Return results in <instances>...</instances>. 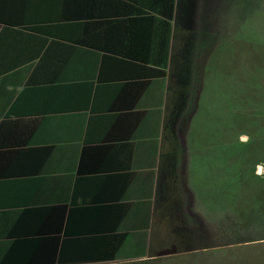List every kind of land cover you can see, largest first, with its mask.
Returning a JSON list of instances; mask_svg holds the SVG:
<instances>
[{
    "label": "crops",
    "instance_id": "0c3cea01",
    "mask_svg": "<svg viewBox=\"0 0 264 264\" xmlns=\"http://www.w3.org/2000/svg\"><path fill=\"white\" fill-rule=\"evenodd\" d=\"M136 8L0 0V264H77L107 234L126 235L112 262L146 261L168 256L152 241H190L197 225L212 240L205 226L228 216L214 191L195 201L194 164L213 190L227 172L218 156L170 147L177 9L171 21L156 15L148 63L80 43Z\"/></svg>",
    "mask_w": 264,
    "mask_h": 264
},
{
    "label": "rangeland",
    "instance_id": "374dc122",
    "mask_svg": "<svg viewBox=\"0 0 264 264\" xmlns=\"http://www.w3.org/2000/svg\"><path fill=\"white\" fill-rule=\"evenodd\" d=\"M185 3L172 35L175 109L169 121L170 147L198 159L208 155L215 158L220 151L230 159L240 156L230 173L238 169L242 182L231 180L223 200L231 216L240 215L233 217V225L226 221V233L219 237L218 224L205 226V231L213 234L212 240H204L205 234L197 225L199 234L192 235L190 241L160 246L152 241L156 253L168 256L98 264H264V0ZM211 8L208 16L206 9ZM219 27L222 33L217 32ZM200 166V161L194 164L192 186L198 189L195 201L199 207L206 194L215 193L219 187L215 185L212 190L200 186L199 178L205 174L199 173ZM216 206L215 213L220 216ZM153 253L150 250L149 254Z\"/></svg>",
    "mask_w": 264,
    "mask_h": 264
},
{
    "label": "trees",
    "instance_id": "16d2710c",
    "mask_svg": "<svg viewBox=\"0 0 264 264\" xmlns=\"http://www.w3.org/2000/svg\"><path fill=\"white\" fill-rule=\"evenodd\" d=\"M132 1L138 2V5L142 6L144 9L136 8L133 10L134 16L131 18L108 22L101 33L94 36H87L80 43L86 47H92L125 59L148 63L151 53L154 26L157 20L156 15L165 18L166 21H171L174 18L175 8L179 13L182 12L186 0H144L143 5L140 3V0ZM118 38L119 41L117 42ZM217 156L216 157L219 158V161H214L216 168L221 166L227 172H225L226 175L222 176V187L219 185V189L214 193V196H219L221 200H224L227 185L228 191L230 190V181L232 180L235 183L242 182L243 175L238 169L234 174L230 173L231 165L237 163L238 166L237 161L240 159V156L236 155L230 159L229 155L225 154L223 151H220ZM231 161L233 162L231 163ZM216 176H218V174ZM234 189L235 194L239 195L240 191H236L238 190L237 188ZM239 215L240 213L237 212L236 215L232 214L231 216L229 213L228 216L223 217L222 222L215 227L218 237L226 233L225 226H223L226 225V221L229 220V225H233V217L238 218ZM255 216L257 217V214H255ZM258 220L257 217V222H259ZM229 232H232V230H229ZM125 237V234H107L99 236L91 248L88 260L78 262L77 264H98L114 261ZM262 239L263 238L258 240L261 241ZM247 242L248 241L244 243ZM196 249L199 250L204 248ZM52 264L62 263L60 262V259H58Z\"/></svg>",
    "mask_w": 264,
    "mask_h": 264
}]
</instances>
